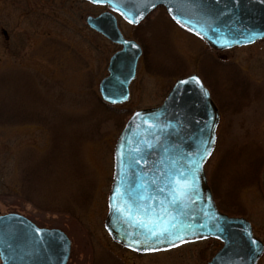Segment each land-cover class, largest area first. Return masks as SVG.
Segmentation results:
<instances>
[{"label": "rangeland", "instance_id": "374dc122", "mask_svg": "<svg viewBox=\"0 0 264 264\" xmlns=\"http://www.w3.org/2000/svg\"><path fill=\"white\" fill-rule=\"evenodd\" d=\"M105 9L87 0H0V212L64 230L72 241L68 264H206L220 247L213 239L140 253L104 225L122 126L195 72L221 111L206 165L210 187L212 178L218 183L217 205L249 219L264 242V39L217 50L164 8L138 27L119 17L145 53L130 100L112 106L99 83L119 46L86 22Z\"/></svg>", "mask_w": 264, "mask_h": 264}, {"label": "water", "instance_id": "95a60500", "mask_svg": "<svg viewBox=\"0 0 264 264\" xmlns=\"http://www.w3.org/2000/svg\"><path fill=\"white\" fill-rule=\"evenodd\" d=\"M88 1L110 8L97 16H87L89 26L122 46L110 57L108 75L99 84L102 99L110 104L129 100L130 84L142 55L141 45L121 32L115 13L139 24L162 5L174 21L222 50L264 39V0ZM249 36L253 37L251 41ZM219 121V108L195 73L179 78L160 105L131 115L115 145L114 176L105 220L115 240L138 252H153L132 244L133 239L142 238L147 232L134 221L143 219L151 227L149 221L175 216L177 223L192 224L193 229L178 233L185 242L175 236L170 240L153 237L150 243L155 251L216 238L223 245L207 264H257L264 252L263 241L255 236L247 218L230 216L218 208L209 185L205 164L216 146ZM152 124L157 127H150ZM149 144L151 148L147 147ZM205 147L211 154L197 172L195 192L190 198L173 203L178 199L173 192L175 181L181 178L180 173L190 171L192 159L199 161ZM37 228L40 236L35 232ZM71 244L62 229L41 228L22 214L0 212V264H67Z\"/></svg>", "mask_w": 264, "mask_h": 264}, {"label": "snow or ice", "instance_id": "6c2138e0", "mask_svg": "<svg viewBox=\"0 0 264 264\" xmlns=\"http://www.w3.org/2000/svg\"><path fill=\"white\" fill-rule=\"evenodd\" d=\"M99 2V0H97ZM152 7H155L153 4ZM142 15V13H141ZM249 41L253 39L252 36L248 37ZM229 41H225V44H228ZM196 80V82L199 84L200 81L198 78H193ZM181 83H184L183 81ZM208 93L205 91L204 95H207ZM150 127H157L156 124L150 125ZM147 147L151 148L152 145L149 144ZM139 151V149H137ZM211 153L208 151L207 147L204 148L203 154L199 156V161L196 159L191 160V168L190 171L185 173H180V179H177L175 181V187L173 188L174 194L178 197L177 200H174L173 203L178 204L180 199H183L185 197L190 198V194L195 192L196 189V182H197V172L200 170L202 163L207 155H210ZM136 163H139L140 161H135ZM163 191V189H161ZM143 199V197H141ZM141 211L146 212L147 209H141ZM129 216L132 215V213L129 211L127 213ZM139 215V212L137 213ZM152 226L149 227L148 223L145 222L143 219H136L134 223L140 224L142 227L147 229L146 234L142 236V238H137L132 240V244H139L142 246L143 250L145 251H155L156 249L151 245L150 241L153 237L159 239L161 237H167L169 240L175 236L176 239H180L181 242L183 241L182 236H180L178 233L184 232V231H191L193 229L192 224H179L176 222V217L173 216L170 220H165L163 217H159L156 221H149ZM163 225V226H161ZM37 236H40L41 230L36 229L35 230ZM195 234V233H194ZM135 235V234H134ZM131 246V244L129 245Z\"/></svg>", "mask_w": 264, "mask_h": 264}, {"label": "trees", "instance_id": "16d2710c", "mask_svg": "<svg viewBox=\"0 0 264 264\" xmlns=\"http://www.w3.org/2000/svg\"><path fill=\"white\" fill-rule=\"evenodd\" d=\"M214 95V94H213ZM210 183H211V186H212V188H213V191H214V193H215V196H216V191L218 190V183H217V180L215 179V178H212L211 180H210ZM237 212H239V214H242L243 212L242 211H237ZM214 241H216L217 243L219 242V241H217V240H214Z\"/></svg>", "mask_w": 264, "mask_h": 264}, {"label": "flooded vegetation", "instance_id": "af4514ba", "mask_svg": "<svg viewBox=\"0 0 264 264\" xmlns=\"http://www.w3.org/2000/svg\"><path fill=\"white\" fill-rule=\"evenodd\" d=\"M140 25V24H139ZM139 25H137V26H134V27H138ZM142 48H143V55H144V53H145V50H144V47H143V44H142ZM143 57V56H142Z\"/></svg>", "mask_w": 264, "mask_h": 264}]
</instances>
